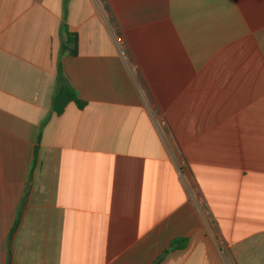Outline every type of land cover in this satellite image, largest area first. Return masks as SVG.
<instances>
[{
    "label": "crops",
    "instance_id": "obj_1",
    "mask_svg": "<svg viewBox=\"0 0 264 264\" xmlns=\"http://www.w3.org/2000/svg\"><path fill=\"white\" fill-rule=\"evenodd\" d=\"M0 264H264V0H0Z\"/></svg>",
    "mask_w": 264,
    "mask_h": 264
},
{
    "label": "trees",
    "instance_id": "obj_2",
    "mask_svg": "<svg viewBox=\"0 0 264 264\" xmlns=\"http://www.w3.org/2000/svg\"><path fill=\"white\" fill-rule=\"evenodd\" d=\"M65 38L60 45V55H76L78 49V35L71 33L67 27L63 29ZM75 103L78 107L83 108L86 102L82 101L75 89L70 85L64 75L61 65L58 68V82L52 98V111L56 115H61L69 103ZM186 242L183 239H178L173 244V247L184 248Z\"/></svg>",
    "mask_w": 264,
    "mask_h": 264
}]
</instances>
